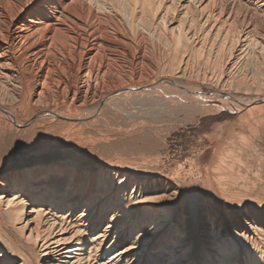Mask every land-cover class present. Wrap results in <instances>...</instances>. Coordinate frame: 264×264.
<instances>
[{
  "label": "bare ground",
  "instance_id": "bare-ground-1",
  "mask_svg": "<svg viewBox=\"0 0 264 264\" xmlns=\"http://www.w3.org/2000/svg\"><path fill=\"white\" fill-rule=\"evenodd\" d=\"M181 1L169 0L166 7L167 0H0V138L4 131L37 134L49 129L45 122L85 124L103 107H121L144 96L181 112L226 111L234 115L229 134L239 133L236 143L226 139L227 151L216 158L222 168L219 179L209 180L213 197L202 212L204 241H184L177 246L183 248L181 261L186 264H198V260L232 264L220 251L228 247L238 255L242 252V264H264V179L254 175L251 163L246 162V151L262 146L256 136L264 127V0H189L178 19V30L167 31L165 22L178 12ZM147 41L157 53L162 51L161 59L144 56ZM210 62L213 72H221L217 80L210 82L214 77L207 73L208 78L206 71H192V64L199 67ZM143 67L172 77L147 80L149 76L142 77ZM227 71L231 74L223 75ZM104 88L99 98L84 105L87 94ZM82 105L78 113L77 106ZM63 108H77V114L62 113ZM2 162L0 264H143L141 258L155 237L152 232L142 234L149 221L163 233L177 214L174 207L162 206L170 202L174 189L149 174L121 173L119 164L95 167L100 178L93 197L86 198L91 173L80 175V185L73 186V171L62 177L58 173L62 168L51 167L45 174L53 168L58 176L41 181L30 168L10 172ZM103 180L111 186H105V195L97 200ZM126 187H131L129 193ZM150 197L157 206L146 210H162V222H156L157 213L142 215L134 209ZM96 203L104 209L106 228L95 238V249L82 254L87 243L79 237L86 236L90 243L94 237H87L90 226L100 221L94 211ZM28 209L31 219L21 227ZM178 216L174 222L184 217ZM30 222L33 227L24 239ZM184 222H178L183 237L187 232ZM118 225L119 233L114 232V240L105 248L108 233ZM173 227L160 236L162 242L155 240L150 251L166 249L168 239L178 241L169 233ZM212 238L223 246L211 250ZM158 243L162 244L159 248ZM190 251L194 252L191 256ZM153 257L144 264H158L160 257Z\"/></svg>",
  "mask_w": 264,
  "mask_h": 264
},
{
  "label": "rangeland",
  "instance_id": "rangeland-1",
  "mask_svg": "<svg viewBox=\"0 0 264 264\" xmlns=\"http://www.w3.org/2000/svg\"><path fill=\"white\" fill-rule=\"evenodd\" d=\"M188 1L189 0L181 1L177 7L178 12L176 13L175 11L172 14L174 17H168L170 20L168 21L167 19L165 22L167 31L175 30L174 32H176L178 30V26H180L178 19H180L179 17L183 15ZM170 4L169 0H167L164 6L167 7ZM183 5L184 7L182 8ZM162 12L163 11L159 12L158 15L161 16L163 14ZM184 29L186 30V26ZM145 45L148 48L147 49L145 46L144 49V56L146 58H148L149 55L150 59L156 61L157 59H161L163 57L162 51L158 50L159 52L157 53V50L153 49V45L150 41H147ZM156 53L158 57H156ZM235 54L237 56L238 51L235 52ZM210 63H201L199 64V67L197 64V67L192 64L194 68L192 71L200 70L201 73H205L206 71L205 74L208 78V74L214 77L210 78V82L215 81V79L217 80V77L220 76L221 72L219 69L213 72V65ZM127 70L130 69L127 68ZM235 70L236 69L233 67L230 68L231 73H234L233 71ZM230 71L223 72V75L225 73V75L231 74ZM215 73L217 74L216 78ZM146 75L149 76L147 80L162 78L169 79L172 77L170 73L161 74L158 70H154L152 73L149 68L143 67L142 77H145ZM105 91L106 90L104 88L99 89L94 93L90 92L86 96L84 105L87 106L94 102L100 97L99 95ZM241 93H243V91H241ZM146 97L147 96H144L142 98L145 101L138 100L137 102H127L126 104H123V106L121 105V107L112 106L111 108L106 106L105 109L103 107L95 115H98L97 117H92L85 124L82 122V124L79 125H57V123L51 125L49 122H45L43 125L49 129L45 131L38 130L39 132L34 135L31 133L17 135L15 133H8L4 131V137L2 136L0 138V160L3 161V167L10 169V172L16 170V168H19L18 170L30 168V173H33V171L36 172L35 176L37 175L36 177H40L39 179L41 181L43 178L58 176V173L62 174V177L63 174L70 176L71 171H73L75 173L74 178L71 179V184L73 186L80 185L78 182L83 179L80 175H83L84 173H91L93 174V179L92 183L84 192L86 194V198L93 197L95 194L93 192L95 185L100 178L99 174L95 173L97 172L95 167L106 164L107 162V164H119L118 169H120L121 173L134 170V172H141L143 175L149 174L151 176H155L156 178H160L162 185L174 189V192L176 193H174L173 196H170V200H168L170 202L162 204L163 208L172 206L175 210H177L175 217L179 218L180 216L178 215H184V217L181 218V220L178 219L177 222L173 221L177 219L174 217L173 220L166 223L168 225L166 226V230L164 229L167 232L171 225L176 226V228L173 227L169 233L171 235L174 233L177 236L176 239H178V241H175V239L173 241H169L168 239L166 249L156 251H150V248L154 245L155 240L158 238L162 242L160 236H162L165 231L162 233L161 230H154V224L149 221L150 225L148 224L145 228L146 232H143L142 234H151L152 232L155 234V237L152 238L151 243L147 246V252L144 253L141 260H143L144 263H150V257L155 256V258L153 257L151 259L160 257L158 258V264H186L185 261H181V256L184 257L182 253L183 248L178 247L177 245L183 243L184 241H187L188 243L189 241L194 243H203L204 239L202 230L206 225L203 218L205 212L203 211H205L207 204L213 197L208 190V186L211 185V182L220 178L218 175H220V167L222 168V164L220 163V165H218L219 161L216 160L218 158H222L223 153L227 151L226 147H224L226 141L228 140L227 142H229L230 139L233 141L236 140L239 131L234 130V135H232V133L229 134L230 131L228 130H230L234 121V115L229 114L226 111L218 112L213 109L203 115L198 114V112L194 110L193 112L192 109L181 112V109L175 108L176 106H169L162 101L152 103V98L148 96L147 100ZM86 102L88 103L87 105ZM84 105H82V107L79 106L80 108L77 106L78 113L82 111ZM76 109L63 108L62 113L77 114ZM16 111L19 114V118L24 120L25 115L19 112L18 108ZM40 125H42V123ZM257 137L259 139V145H262H260L261 149L260 147L249 148V151H246V162L251 163L252 169L255 172L254 175H257L258 177L260 176L264 179V127L256 138ZM236 141L233 143H236ZM216 166L218 167L215 168ZM51 167L62 168L60 169L62 172L57 173L52 168V172L50 171V174H48V172L46 173L48 175L47 176L45 172ZM66 170L70 173L67 174ZM214 170L216 171L214 172ZM258 170L262 171L258 172ZM103 177L106 179V176ZM40 180L38 181L41 182ZM209 180L211 182H209ZM33 181H36L35 178ZM104 181L107 182V180H103L104 184L102 183V189L98 190L100 193L98 194L99 199L97 200H100V198L102 200V196L105 195L103 190L105 191V189H108V186H111V182L108 181L105 183ZM117 181L118 180L115 182L114 189H116V185H118ZM105 186L107 188H105ZM130 189L131 187H126V191L128 193ZM152 199L153 197H150V199L146 200V203L141 204L140 206L138 205V207L136 206L134 209L138 212V214L142 215L145 213L147 214L148 212L151 216H154L157 213V216L155 217L156 222H162V217L164 215L162 210L159 212L153 209L151 212L147 211L150 207L155 209L157 206L153 204L154 199ZM147 202H149V204H147ZM97 203L95 205H97ZM103 210L104 209L102 206L100 207V204H98L94 209L96 216L100 218V221L90 226L89 230L91 232H88L87 237L92 235L94 236L91 239V242L88 243V238H85L86 236L79 237L83 243H87L82 254L86 253L87 250L95 249V238H98V233H101L103 229L106 228L105 225L107 221L104 218L102 219ZM195 210H198L197 213ZM202 212L204 214H202ZM217 212H220V210ZM29 215L28 209L27 219L19 224L21 227L25 225L29 219H31ZM31 215L34 217V213H31ZM105 217L107 218L108 215ZM183 220L185 221L184 224L187 231L184 237L182 232L183 228H181V225L180 227L178 226V222L182 224ZM32 227L33 224L30 222L28 228L24 231V239L29 235ZM118 228L119 225L108 233L106 237L107 239L104 241L106 243L105 248L114 240V232L119 233L120 229ZM182 237L184 240H179ZM145 239L143 238L141 242L145 241ZM211 242V245H209L211 250H214L217 245L223 246V244L217 242L215 238L214 240L212 238ZM160 245L162 244L158 243L157 247L159 248ZM228 248H220V251H222V253L224 252L223 258L225 261L228 259L227 261H231L230 263L232 264L244 263L242 260V252L238 255L236 251L234 253L233 249L230 247ZM101 251L102 254H104L103 252L105 249H102ZM136 253L137 252H135L134 255H136ZM189 254L191 256L194 252L190 251ZM107 255L108 254H106L105 257ZM34 257L36 258V256ZM197 262L198 264H202L201 260H198Z\"/></svg>",
  "mask_w": 264,
  "mask_h": 264
}]
</instances>
